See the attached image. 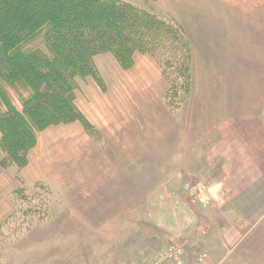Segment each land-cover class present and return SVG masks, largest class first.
Listing matches in <instances>:
<instances>
[{
	"label": "rangeland",
	"instance_id": "rangeland-1",
	"mask_svg": "<svg viewBox=\"0 0 264 264\" xmlns=\"http://www.w3.org/2000/svg\"><path fill=\"white\" fill-rule=\"evenodd\" d=\"M122 1L148 6V0ZM156 4L157 10L186 31L197 75L201 64H208L200 73L206 83L199 88L202 98L196 101V107L204 105L202 102L216 105L220 100L218 105L229 110L235 91L264 94V0L252 7L253 16L246 19L233 7L225 10L222 1L158 0ZM98 57L114 59L111 55ZM164 81L155 85H163L161 96L168 90ZM157 97L155 94L153 102L129 113L141 127V139H103L96 130L95 136L87 134L91 139H66L52 148L47 165L30 176L24 175L26 167L3 170L26 190L16 195V202L11 199V218L0 221V236L3 230L11 232L5 243H1L4 237L0 238V264H172L166 257L167 250L184 245L186 249V243L181 236L169 242L168 219L182 211L185 218L199 216L207 208L193 202V206L175 204L177 198L190 199L197 186L192 183L184 191L183 181L176 187L168 186L167 181L168 172L177 163L166 128L182 124L179 136L186 139L187 112L171 111L165 101L158 103ZM12 101L21 107L17 98ZM203 124L212 128L209 120ZM159 170H163V176L154 175ZM7 179L2 174L0 182ZM101 185L108 188L113 208L110 217L99 219L79 207L93 203L103 190ZM39 200L43 207L37 204ZM262 240L259 247L264 245ZM260 248L249 263L245 255L248 250L241 249L238 256L226 257L223 264H252L255 260L264 264V246Z\"/></svg>",
	"mask_w": 264,
	"mask_h": 264
},
{
	"label": "crops",
	"instance_id": "crops-1",
	"mask_svg": "<svg viewBox=\"0 0 264 264\" xmlns=\"http://www.w3.org/2000/svg\"><path fill=\"white\" fill-rule=\"evenodd\" d=\"M218 1H222L225 10L233 7L246 19L253 16L251 9L260 0H214ZM191 48L194 88L180 108L187 112V135L180 139L182 124L166 128L177 163L168 172L167 181L168 186L175 187L183 181L184 191L193 183L197 185L194 191H200L195 197L190 193L192 197L187 200L175 199L176 206L182 207L185 202L193 206V202L207 209L199 216L185 218L182 211L180 218L175 215L168 219V239L173 242L183 237L185 264H223L226 257L238 256L241 249L248 250L245 255L249 263L259 254L258 248L264 246L259 247L264 239V94L257 90L235 91L231 93L229 110L218 105L220 100H216V105L202 102L204 105L196 107V101L202 98L199 88L206 83L200 73L208 64H201L197 75L192 44ZM94 63L105 88L89 78L79 80L75 98L78 110L103 139H141V127L129 118V113L153 102L155 94L158 103L164 101L163 85L155 86L164 81L160 67L149 56L139 54L134 56L130 70H123L111 57L97 56ZM208 120L210 130L203 124ZM66 139L91 138L79 122L38 133L37 145L28 153L24 175L30 176L46 166L48 152ZM2 174L8 179L6 183L0 182V221L12 214L11 196L21 187L15 177H9L5 171L0 172V177ZM154 175L163 176L164 172L159 170ZM101 186L103 190L93 203L79 207L83 213H93L99 219L110 217L113 208L108 188ZM252 238L256 241L252 242ZM258 263L255 260L252 264Z\"/></svg>",
	"mask_w": 264,
	"mask_h": 264
},
{
	"label": "trees",
	"instance_id": "trees-1",
	"mask_svg": "<svg viewBox=\"0 0 264 264\" xmlns=\"http://www.w3.org/2000/svg\"><path fill=\"white\" fill-rule=\"evenodd\" d=\"M157 1L140 7L122 0H0V172L27 167L37 134L51 127L79 122L87 134H97L75 95L87 78L104 90L94 63L99 55H111L123 70L133 68L135 55L149 56L168 84L166 107L183 106L194 88L191 41L156 9ZM25 190L15 191L12 202Z\"/></svg>",
	"mask_w": 264,
	"mask_h": 264
},
{
	"label": "built area",
	"instance_id": "built-area-1",
	"mask_svg": "<svg viewBox=\"0 0 264 264\" xmlns=\"http://www.w3.org/2000/svg\"><path fill=\"white\" fill-rule=\"evenodd\" d=\"M200 191H194L192 196H198ZM185 245L184 248L181 246H172L167 250L166 257L172 264H184Z\"/></svg>",
	"mask_w": 264,
	"mask_h": 264
}]
</instances>
